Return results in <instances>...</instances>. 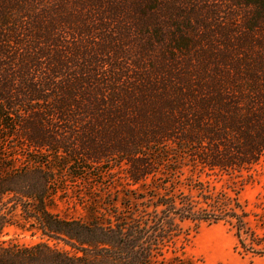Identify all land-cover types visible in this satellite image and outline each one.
Instances as JSON below:
<instances>
[{
    "label": "trees",
    "instance_id": "1",
    "mask_svg": "<svg viewBox=\"0 0 264 264\" xmlns=\"http://www.w3.org/2000/svg\"><path fill=\"white\" fill-rule=\"evenodd\" d=\"M263 158L264 0H0V237L42 239L0 264H195L184 221L264 257Z\"/></svg>",
    "mask_w": 264,
    "mask_h": 264
},
{
    "label": "rangeland",
    "instance_id": "2",
    "mask_svg": "<svg viewBox=\"0 0 264 264\" xmlns=\"http://www.w3.org/2000/svg\"><path fill=\"white\" fill-rule=\"evenodd\" d=\"M202 179L209 181L217 189H222L228 177L214 175L202 176ZM239 201L253 214H260L264 211V158L256 167L254 181L241 191ZM76 209L80 210V207L76 206ZM63 210L74 214L75 207L73 204L64 205ZM181 227L182 236L186 235L188 241L183 245L181 242L178 243L179 246H183V249H178L177 253L196 260L195 264H264V257L241 255L237 252L236 238L229 226L223 222L208 224L184 221ZM41 241L39 235L32 236L30 232L21 231L15 227L7 228L6 234L0 237V243H18L25 246ZM59 247L64 248L62 244H59ZM167 255H171V252L169 251Z\"/></svg>",
    "mask_w": 264,
    "mask_h": 264
}]
</instances>
